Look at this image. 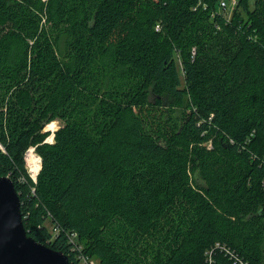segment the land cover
<instances>
[{"label":"trees","instance_id":"trees-1","mask_svg":"<svg viewBox=\"0 0 264 264\" xmlns=\"http://www.w3.org/2000/svg\"><path fill=\"white\" fill-rule=\"evenodd\" d=\"M218 5L0 0V177L27 236L68 264H264V0Z\"/></svg>","mask_w":264,"mask_h":264},{"label":"water","instance_id":"water-1","mask_svg":"<svg viewBox=\"0 0 264 264\" xmlns=\"http://www.w3.org/2000/svg\"><path fill=\"white\" fill-rule=\"evenodd\" d=\"M0 264H68L67 256L27 236L12 180L0 177Z\"/></svg>","mask_w":264,"mask_h":264},{"label":"built area","instance_id":"built-area-1","mask_svg":"<svg viewBox=\"0 0 264 264\" xmlns=\"http://www.w3.org/2000/svg\"><path fill=\"white\" fill-rule=\"evenodd\" d=\"M237 5V0H231L229 3H226L224 1L219 2L218 5V10L217 12L219 14H222L223 18L228 21L230 18L231 13L235 9ZM0 149L2 147L0 146ZM23 159L25 162V169L28 174V176L35 182L36 176L40 170L41 167V159L40 157L36 154L35 152V147H28L23 154ZM29 159V160H28ZM28 163L26 164V162ZM264 184V181H263ZM52 237H54L58 232L59 228L56 226L51 227L50 230ZM66 239L68 243L71 245L72 250L78 249L80 251V246L78 244V239H77V233L71 231V232H66L65 233ZM219 248L221 251L225 253V255L229 256L231 260H233L234 264H246V262L242 261L239 259L233 251H230L229 249L220 246L218 244H215L214 249ZM212 252L213 250H209L207 252V257H206V264H211L212 262ZM77 259H78V264H95V261L92 260L91 258L79 253L77 254Z\"/></svg>","mask_w":264,"mask_h":264},{"label":"rangeland","instance_id":"rangeland-1","mask_svg":"<svg viewBox=\"0 0 264 264\" xmlns=\"http://www.w3.org/2000/svg\"><path fill=\"white\" fill-rule=\"evenodd\" d=\"M42 1H46V0H42ZM221 1H224V2H226V3H229L231 0H218V2H221ZM238 1V0H237ZM169 110H171V109H169ZM172 111V110H171ZM172 115H173V111H172ZM174 115H176L175 114V112H174ZM55 127L54 128H56V129H58V127L60 126V122L59 121H55ZM55 129V130H56ZM54 130V131H55ZM43 131H49L50 132V134H49V136L47 137V141L48 142H51V140H53V132L54 131H51V130H48L47 128H46V126L44 127V129H43ZM52 135V137L50 138V136ZM29 160V159H28ZM28 163V161L26 162V164ZM194 180L196 181V182H198V183H202L201 182V180H200V178L198 177V175H195L194 176ZM46 224V226L49 228V229H51V225L49 224V222H46L45 223ZM93 260V259H92ZM95 264H97V262L95 261Z\"/></svg>","mask_w":264,"mask_h":264},{"label":"bare ground","instance_id":"bare-ground-1","mask_svg":"<svg viewBox=\"0 0 264 264\" xmlns=\"http://www.w3.org/2000/svg\"><path fill=\"white\" fill-rule=\"evenodd\" d=\"M64 238H65V236H64ZM231 260V259H230Z\"/></svg>","mask_w":264,"mask_h":264}]
</instances>
